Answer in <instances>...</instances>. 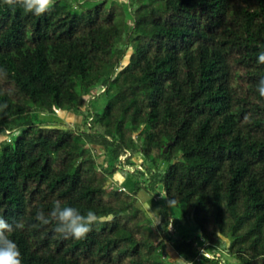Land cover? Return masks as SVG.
Here are the masks:
<instances>
[{"label":"trees","instance_id":"1","mask_svg":"<svg viewBox=\"0 0 264 264\" xmlns=\"http://www.w3.org/2000/svg\"><path fill=\"white\" fill-rule=\"evenodd\" d=\"M262 50L264 0H0V215L24 224L22 264H173L167 245L264 264ZM57 200L110 219L66 239L35 219Z\"/></svg>","mask_w":264,"mask_h":264},{"label":"clouds","instance_id":"2","mask_svg":"<svg viewBox=\"0 0 264 264\" xmlns=\"http://www.w3.org/2000/svg\"><path fill=\"white\" fill-rule=\"evenodd\" d=\"M4 4L14 6L19 4L25 13L35 16H42L49 12L55 0H3ZM258 62L264 64V50L258 53ZM6 74V73H5ZM257 91L260 97L264 98V78L257 84ZM4 104L0 110L6 108ZM150 207V204H149ZM35 219L40 225L55 223L54 232L64 238L84 239L92 231L95 224L103 222L105 219L99 217L94 211L89 210L82 214L77 208L64 206L60 201H55L51 211L46 215L42 210L38 211ZM23 222H17L15 226L10 224L3 215H0V264H22L21 253L17 244L9 238L8 233L15 229H23ZM220 233H217L219 237ZM173 264H190L189 261L180 257L173 261Z\"/></svg>","mask_w":264,"mask_h":264},{"label":"rangeland","instance_id":"3","mask_svg":"<svg viewBox=\"0 0 264 264\" xmlns=\"http://www.w3.org/2000/svg\"><path fill=\"white\" fill-rule=\"evenodd\" d=\"M97 102L101 103V98H99L97 100ZM64 116H65V119L68 120V121L77 120V121H75L76 123L81 122V119H82L81 116H76L75 117V116H73L72 114H69V113H66ZM46 118L48 120H55V121H59V122L61 121V122H63L62 119H60L58 117H55V116H46ZM76 123L71 124V125L74 126V125H76ZM19 133H20V129L18 128V129H16V130L13 131V133L11 134V137L15 138L16 136H18ZM98 147L99 146H96L97 149H98ZM99 155H101V153H99ZM136 159L137 160H140V161L143 160V158L141 156H139V155L136 156ZM166 166H167L166 164L161 163V167L162 168H166ZM114 178L115 179H123V180H121V183L124 184L125 186L131 184L130 180H127L128 178L124 174L116 173L115 176H114ZM114 178L109 179L108 180V183L111 182V181H114ZM138 197H139V200L137 202V206H140L141 208H144L146 210L147 215L149 217H152L153 219H155V218H157L158 214H160L161 211H163L162 208L160 207V205L158 204V202H156L155 200H153V197L149 196L145 192L139 191L138 192ZM149 204H150V207H149ZM174 211H173L174 212L173 216L178 217L177 216L179 214L178 211H176L175 209H174ZM168 246L169 245H167V248H168ZM172 255L173 254H171V258H172Z\"/></svg>","mask_w":264,"mask_h":264},{"label":"crops","instance_id":"4","mask_svg":"<svg viewBox=\"0 0 264 264\" xmlns=\"http://www.w3.org/2000/svg\"><path fill=\"white\" fill-rule=\"evenodd\" d=\"M167 251L169 252V254H173L171 259H177L178 258V254L175 252V250L172 248L171 245L168 246Z\"/></svg>","mask_w":264,"mask_h":264},{"label":"water","instance_id":"5","mask_svg":"<svg viewBox=\"0 0 264 264\" xmlns=\"http://www.w3.org/2000/svg\"><path fill=\"white\" fill-rule=\"evenodd\" d=\"M171 143V141H169L168 143H167V145L165 146V149H164V151H166L167 150V148H168V145Z\"/></svg>","mask_w":264,"mask_h":264}]
</instances>
